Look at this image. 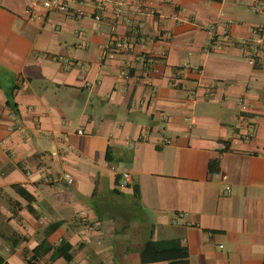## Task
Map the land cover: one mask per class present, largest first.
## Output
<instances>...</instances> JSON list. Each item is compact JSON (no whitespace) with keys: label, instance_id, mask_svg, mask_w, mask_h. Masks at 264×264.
I'll return each mask as SVG.
<instances>
[{"label":"crops","instance_id":"obj_1","mask_svg":"<svg viewBox=\"0 0 264 264\" xmlns=\"http://www.w3.org/2000/svg\"><path fill=\"white\" fill-rule=\"evenodd\" d=\"M67 1L0 0V264H264V0Z\"/></svg>","mask_w":264,"mask_h":264},{"label":"built area","instance_id":"obj_2","mask_svg":"<svg viewBox=\"0 0 264 264\" xmlns=\"http://www.w3.org/2000/svg\"><path fill=\"white\" fill-rule=\"evenodd\" d=\"M100 3V6H102L106 0H98ZM122 2L119 1L118 5L115 8V18L117 19L118 16L122 13ZM51 11H58V12H70L73 16H79L82 15V12L80 11H71L70 6L67 0H42L40 3V6L37 4H31L27 6L26 8V13L27 15L32 18V19H39L43 20L46 17V14ZM96 19L100 20L101 19V14H97L95 16ZM215 24L210 25V30L214 31L215 30ZM262 29H258V31L261 32ZM226 36H230L229 33H226ZM231 37V36H230ZM144 41V40H142ZM230 41H234L233 39H230ZM241 42V45L243 47H246V52L245 56L247 61L254 65L257 63L258 58L261 55L262 52V45L264 43L263 37L259 35L253 40L250 39H243ZM114 48L116 49H125L126 44L123 41H116L114 44ZM217 44L215 42H211L209 45L208 49H215L217 48ZM122 76H126L129 74L128 70L124 69L120 72ZM148 76V71L146 70L143 73V78H147ZM243 103V102H242ZM243 107L245 108V105L243 104ZM56 153H54L55 155ZM67 177H69V180H72L70 178V174H66ZM129 180H130V173L128 171H124L120 174V179L118 182V186L121 188L127 187L129 185ZM227 191L230 192L231 188L227 187Z\"/></svg>","mask_w":264,"mask_h":264},{"label":"trees","instance_id":"obj_3","mask_svg":"<svg viewBox=\"0 0 264 264\" xmlns=\"http://www.w3.org/2000/svg\"><path fill=\"white\" fill-rule=\"evenodd\" d=\"M20 190V189H18ZM44 247L43 245H39L34 249V254L27 259V263L28 264H35L38 260V251L42 250ZM73 248V246L66 240H63L61 242V244L55 248V256H64L65 259H67L68 261H70L72 259V254H70L69 252L71 251V249ZM44 251V250H43Z\"/></svg>","mask_w":264,"mask_h":264}]
</instances>
